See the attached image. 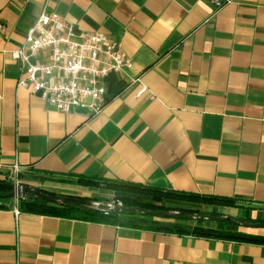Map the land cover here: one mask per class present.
<instances>
[{
  "label": "crops",
  "instance_id": "crops-1",
  "mask_svg": "<svg viewBox=\"0 0 264 264\" xmlns=\"http://www.w3.org/2000/svg\"><path fill=\"white\" fill-rule=\"evenodd\" d=\"M46 3L78 31L121 39L132 61L109 76L96 118L17 87L11 54ZM0 95V181L18 165L23 184L52 193L140 184L231 200L264 223V0L218 13L210 0H0ZM19 200L0 208V264H264V243L30 213Z\"/></svg>",
  "mask_w": 264,
  "mask_h": 264
},
{
  "label": "built area",
  "instance_id": "built-area-1",
  "mask_svg": "<svg viewBox=\"0 0 264 264\" xmlns=\"http://www.w3.org/2000/svg\"><path fill=\"white\" fill-rule=\"evenodd\" d=\"M233 1L210 0L217 13ZM11 56L20 66L18 89L37 95L61 114L87 110L92 118L102 115L110 104L109 76L132 68L121 39L78 31L58 14L48 13V3L27 32L24 44ZM147 92V87L142 86L138 98ZM21 175L22 169L15 165L5 181L21 185ZM17 203L15 199L16 206ZM14 210L19 215L18 208Z\"/></svg>",
  "mask_w": 264,
  "mask_h": 264
},
{
  "label": "trees",
  "instance_id": "trees-1",
  "mask_svg": "<svg viewBox=\"0 0 264 264\" xmlns=\"http://www.w3.org/2000/svg\"><path fill=\"white\" fill-rule=\"evenodd\" d=\"M2 183H6V181H0ZM102 183L109 184L115 187L116 191H121L124 193H139L150 196V200L142 199L140 197H132L129 195H119L114 196L112 201L110 200H92L87 198H79L82 200L92 201L97 204H107L113 206L116 202H119L125 209L129 211L122 212L120 214H111L105 213L103 211H95L84 209L80 207H76L73 205H55L51 203H47L37 199L36 197L29 195L25 200H19L20 209L25 210L30 213H40V214H49V215H62V216H73L74 214L80 215L84 219H88L94 222H98L101 224L107 225H115V226H129V227H143L147 226L153 229L173 232L177 234H192L204 238H214V239H224L231 241H239V242H248V243H264V239L260 237H254L244 232H230L226 230L229 226H235L238 228H242L234 222H226L225 223H216L213 227H205L204 222L206 220L201 219H193L189 216L182 215L176 218H165L161 216H150L145 215L141 211L147 212H177V213H189V214H201L199 211L191 210V209H178L171 208L167 206L166 202L168 200H186V201H204V202H212L220 205H228L227 203H232L231 200L225 199H202L197 197L196 195H189L184 193H176L171 191H165L161 189H153L149 187H145L142 185H135L130 183H122V182H111V181H103ZM100 184V182L96 181H86L84 179L79 181L80 188H89L96 187L95 185ZM46 194L57 195L52 192H48L42 189H37ZM9 192L0 190V195H7ZM77 198V197H75ZM224 201V202H221ZM11 200H2L0 199V208H7ZM132 209H137L138 211H130ZM211 217H224L220 214L209 213L207 214ZM156 219H160L165 221H173V222H165L158 223L155 221ZM247 223L255 224L259 222H255L252 220H244Z\"/></svg>",
  "mask_w": 264,
  "mask_h": 264
},
{
  "label": "water",
  "instance_id": "water-1",
  "mask_svg": "<svg viewBox=\"0 0 264 264\" xmlns=\"http://www.w3.org/2000/svg\"><path fill=\"white\" fill-rule=\"evenodd\" d=\"M0 190L9 192L7 195H0V199L2 200H15V199H22L25 200L29 195H32L36 197L37 199H40L41 201L55 204V205H73L76 207L94 210L95 211H103L105 213H111V214H120L122 212L129 211L128 209H125L119 202H116L113 206L107 205V204H97L92 201L88 200H82L79 198H75L72 196H64V195H52V194H46L44 192H41L40 190H37V188L21 184V185H14L8 183H2L0 182ZM130 211H138L137 209H132ZM145 215L150 216H161L165 218H176L182 215L189 216L193 219H201L206 220L210 222H216V223H225L226 222H234L237 225L243 227V228H249V229H264V223H255L250 224L245 222L243 219H239L232 216H224V217H211L209 215L205 214H189V213H177V212H147V211H141Z\"/></svg>",
  "mask_w": 264,
  "mask_h": 264
},
{
  "label": "rangeland",
  "instance_id": "rangeland-1",
  "mask_svg": "<svg viewBox=\"0 0 264 264\" xmlns=\"http://www.w3.org/2000/svg\"><path fill=\"white\" fill-rule=\"evenodd\" d=\"M96 187H89V188H80V190H72V191H63V192H56V194H64L65 196H73L77 198H87L92 200H110L112 201L114 199V196L119 195H129L132 197H140L142 199L150 200V196H147L145 194H139V193H124L115 190L114 186H111L109 184L100 183L95 185ZM79 187V186H78ZM167 206L171 208H178V209H191L199 211L201 214H209V213H215L220 214L223 216H232L239 219H244L243 215L239 214L236 216V212L232 210H228V206L226 205H220L215 204L212 202H204V201H186V200H168L166 202ZM158 223H165L162 220L157 221ZM204 225L207 227H213L216 225V222H210L205 221ZM243 231H264V229H249V228H241ZM258 233V232H257ZM260 233V232H259Z\"/></svg>",
  "mask_w": 264,
  "mask_h": 264
}]
</instances>
